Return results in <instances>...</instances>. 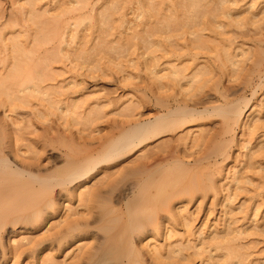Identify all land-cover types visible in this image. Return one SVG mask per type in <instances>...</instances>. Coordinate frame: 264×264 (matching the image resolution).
I'll return each mask as SVG.
<instances>
[{
  "label": "rangeland",
  "instance_id": "374dc122",
  "mask_svg": "<svg viewBox=\"0 0 264 264\" xmlns=\"http://www.w3.org/2000/svg\"><path fill=\"white\" fill-rule=\"evenodd\" d=\"M190 37L196 39L194 45L202 42L187 48V54L196 53L200 66L192 74L193 84L184 85L183 91L179 88L178 92L179 73L173 75L167 69L168 76L166 69H162L173 58L169 57V42ZM3 57L7 66L17 65L19 58L23 62L20 60L18 65L32 70V74L33 70L46 68V73L55 77V89L32 86L37 94L27 81L24 86L28 90L21 93L26 106L20 103L22 100L13 101L19 115H0L27 116L24 123L9 127L7 138L16 148L30 149L32 145L28 154L47 144V148H54L59 154L69 153L72 158L76 156L75 149L81 153L85 148L83 135L91 139L103 134L110 121L146 119L160 104L171 100L175 92L185 103L212 93L216 99L210 104L215 108L204 115L208 121H214L218 134L208 148L201 147V137H195L200 133L177 140L183 134L158 132L173 125L168 130L180 128L166 119L145 133V142H149L145 155H161L175 145L176 152L156 167V175L146 186L154 190L157 198L153 204L142 207L168 214L169 220L142 243L149 254L157 248L160 254H154V259L168 264H264V0H0V58ZM190 62L193 63L192 59L187 64ZM173 76H177L175 81ZM1 90L0 102L8 104L10 97ZM75 90L83 91V97L80 95V103L75 99L71 104L64 98ZM90 104L91 113L85 110ZM245 105L250 106L249 116L244 126H238L230 115ZM21 134L30 140L15 139ZM199 146L203 148L202 154H210L209 161L194 165V157L188 158L189 151L195 154ZM94 150L91 159L96 155ZM251 151L254 156L259 153V157H255L257 163L249 172L243 162L244 155ZM186 161L192 166L187 167ZM106 162L110 161L102 164ZM259 163L263 169H258ZM239 171L249 176L248 182L244 179L235 183ZM105 174L96 175L94 180L100 179L102 185L114 178ZM104 175L108 181H103ZM56 188L54 185L46 191L50 194ZM78 197L74 200L83 211L96 204L90 200L91 195L83 198L86 203ZM69 204L64 203V207ZM230 218L235 230L226 240H233H228V245L223 237L218 242L220 248L214 247L216 244L208 242V237L221 230ZM259 225L263 230L257 229ZM236 230L241 231L239 235Z\"/></svg>",
  "mask_w": 264,
  "mask_h": 264
},
{
  "label": "bare ground",
  "instance_id": "6f19581e",
  "mask_svg": "<svg viewBox=\"0 0 264 264\" xmlns=\"http://www.w3.org/2000/svg\"><path fill=\"white\" fill-rule=\"evenodd\" d=\"M191 38L192 37H190V39H181V41L172 40L169 42V46L172 47L169 57L173 58L168 60L163 67L164 69H162H166V73L168 69L170 71L169 73H173V75H175L174 73L176 72V74L179 73V76L177 75L178 78L177 76H173V81L177 78L176 88L178 92H180V89L183 91L182 88L185 87L184 85L190 84V82L193 84L195 80L192 81V74L197 71L196 69H198L197 66L199 65V62H196V60L198 61L196 53L193 54L195 56H191L192 53L191 55L187 54L189 53L187 48L191 45H193V47L198 46L202 42H198V45H196L197 43L194 45L196 39L192 40ZM196 38L198 40L200 37ZM17 51H15V54ZM9 52L10 51H8V53ZM29 56L30 55H28V57ZM4 57L0 58V90L3 88L4 91L1 90V93L8 94L7 96L11 99L9 98V102L6 101L8 104H4L5 101H3V103L0 102L2 107L0 115L5 113V115H8V112L19 115L20 112L16 111V103H13V101L18 99L17 102H20L22 100L20 103L22 105L24 104L25 100L21 97V93H23L25 89L28 90V88H26L28 86H24V84L30 82V89L41 87L43 90H45L44 88L49 89V87L55 89L53 87L57 86L55 82H52L55 77L46 73L48 71L46 68L33 70L34 74H32V70L20 66L21 64L18 65L21 59L17 58V65L11 67L4 63ZM14 57L16 59V56ZM24 58L26 59V56ZM191 59L193 63L190 62L187 64V61L189 62ZM21 62L23 61L21 60ZM24 63L26 62L24 61ZM175 68L178 71H176ZM49 76H51V78ZM47 79L50 80L44 82ZM43 82L44 84H42ZM32 86L34 87L32 88ZM34 90L35 89H33V91ZM81 90H75L73 93L70 92L71 94H67L64 99L67 98V101H71L69 102L71 104L75 103V99H77V101L75 100L76 102L80 103L82 99L80 101L78 99H80L81 96L83 97V91ZM178 92L172 95L170 94L172 96L171 100H169V98L167 102H163V105L160 104V108L146 119L134 117L123 121H110L105 126L107 130L103 134H99V136L96 135L97 137L95 138L90 137L91 139H87V137L83 135L86 139L83 140V147L85 148L81 153L78 152L80 149L77 151L75 149L74 152H76V156L72 158H70L71 155H68L69 153H66L67 155L59 154L55 152L54 148H47V144L36 147L37 149L35 152L34 149H32V152L29 154L28 152H30L32 145L30 149L28 147L24 149L16 148L15 145V147L12 146L10 140L7 138L9 127L12 125L15 126V124L18 125L22 122L24 123V117L27 116H0V264H168L167 262L163 263L164 261L158 262L157 258L155 260L154 257L160 254L158 249L156 248L154 250L155 253L149 254V251L142 242L150 235L157 234L160 229H162V225L169 220V215L159 214L154 212L153 209L145 210L142 207H146L149 203L153 204L156 200L157 197L155 198L156 194L154 190L147 188L146 185L149 182L148 180H152L156 175V171L158 170L156 167H160L163 162L174 155L173 153L176 152L174 150L176 145L174 149L170 147L167 153L161 155L156 153L154 155L151 154L153 152L145 155L147 152L145 153L144 150L149 148L145 149L149 144V142L147 144L145 142V136L147 135H145V133H147L148 128L159 125L162 120L166 119L170 122L173 121V123L177 124V127L180 128L177 131L175 129L168 130L175 126L173 125L172 127L169 126L158 131L159 127L157 129L158 132H165V134L167 132L168 135L183 134L179 136L177 140L179 138L185 139L187 136H190V134L192 135V133H196L195 135L200 133L194 136L196 138L201 137V147H207L210 143L212 144L215 136L218 134V131L215 129L214 121H208V117L206 118V115H204L214 110L215 106L210 103L214 102L211 100L216 99V97L213 96L212 93L203 95L200 93V97L193 101L191 100V103H185L178 98ZM34 93L36 92L34 91ZM167 97L168 96H166V98ZM7 98L5 100H7ZM61 99L64 100L63 98ZM94 105L97 107L96 103ZM92 107L93 106L90 104L89 107L85 108L86 112L90 111L91 113ZM249 109L250 106L245 105L243 108H238L234 115H230L234 124L238 126L243 125L249 116V112H247L250 111ZM28 120L26 121L25 118L26 124H28ZM73 121L76 123L75 118H73L72 122ZM28 125L30 126V124ZM203 127H205L204 130ZM240 128L242 129V126ZM49 129L50 128H48V130ZM77 133H79V131ZM22 134L21 137L15 136V139L30 140L29 138H24V136L22 137ZM165 134H161L160 136ZM56 136L57 135H55V138ZM177 140L174 139L176 142ZM75 141L73 143H76ZM184 144L185 143H183V145ZM191 146L193 147V144ZM200 146V149H197V151L195 150V154H193V151L192 154L190 151L189 155L187 153L188 158L194 157L192 163L194 165L197 163L199 164L201 160L207 161L210 157V154L207 155L206 151L205 155L201 153L203 148L201 149ZM75 148L78 147L76 146ZM93 149H95L94 153L96 155L91 159L93 156V154H91ZM71 151L73 150H70V154ZM212 151L214 150H210V152ZM66 152H69V150ZM253 153L251 151V153L248 152L244 155L243 166L245 165V169H248L249 172L253 170L250 169L251 167H255L254 165L257 161L255 157H259V153L258 155L255 154L256 156H254ZM105 161L110 162L102 164ZM91 162H94V164L89 167ZM186 163L188 167V164L191 162L186 161ZM186 165L184 164V167H186ZM190 165L189 167L192 166ZM257 165L258 169L259 167L263 169L260 163ZM239 172L240 174L238 173L237 176L234 174L236 176L235 183H240L239 181L242 183L245 181L244 179H247L245 182H248L249 176L246 175L245 172V174L241 173V171ZM88 173L89 175L86 176ZM104 173H106L105 175L107 176H114V178L107 183L102 182L101 178V182L104 184H102V186L99 183L100 179L98 181L94 179H96V175ZM260 174V177H262V171ZM105 175L103 181H108L106 180L108 178L105 179ZM54 185L57 188L51 190L49 194L46 190ZM239 189H241V187ZM44 192L48 195H43ZM86 194L87 196H93L90 200L96 201L95 206L92 204L93 206L88 208L85 205L86 202L83 201V198L87 197ZM77 195L82 197L80 199L82 202H85L82 205L87 207V211L85 209L86 212L75 202L74 199H76L75 197ZM74 202L76 205H74ZM64 203L66 205H68V203L70 204L64 207ZM173 217H175V215ZM231 220L224 222L221 230L208 237V242L212 241V244H216V246L213 245L214 247H218L220 239H225V241H227L225 244L228 243L229 245L228 240L230 241L232 238L226 240V237H231L228 235H233L235 230L231 225L233 219ZM97 223H100V226L94 227L95 229L92 228V225ZM260 225L257 229L261 228L263 230ZM237 230L235 231L237 234L241 232ZM237 234L235 233V236ZM17 237L19 240H17ZM223 237L224 239H222ZM133 239L136 240V244ZM218 248H220V246ZM228 249H230V247H228ZM228 251L232 252L231 250ZM158 260H161V258ZM171 263H173V261H171Z\"/></svg>",
  "mask_w": 264,
  "mask_h": 264
}]
</instances>
